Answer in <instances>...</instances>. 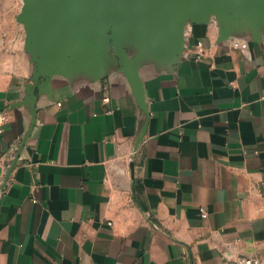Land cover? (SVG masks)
Segmentation results:
<instances>
[{"label": "crops", "instance_id": "1", "mask_svg": "<svg viewBox=\"0 0 264 264\" xmlns=\"http://www.w3.org/2000/svg\"><path fill=\"white\" fill-rule=\"evenodd\" d=\"M19 8L0 0V264L264 261V23L260 42L193 24L175 65L139 70L148 117L115 62L42 80L24 140Z\"/></svg>", "mask_w": 264, "mask_h": 264}, {"label": "water", "instance_id": "2", "mask_svg": "<svg viewBox=\"0 0 264 264\" xmlns=\"http://www.w3.org/2000/svg\"><path fill=\"white\" fill-rule=\"evenodd\" d=\"M16 20L25 31L33 64L24 98L32 116L25 140L35 123L36 91L42 80L83 69L100 76L102 64L115 62L148 117L140 68L148 62L175 65L193 24L214 22L219 40L248 30L251 39L260 42L264 0H21Z\"/></svg>", "mask_w": 264, "mask_h": 264}, {"label": "built area", "instance_id": "3", "mask_svg": "<svg viewBox=\"0 0 264 264\" xmlns=\"http://www.w3.org/2000/svg\"><path fill=\"white\" fill-rule=\"evenodd\" d=\"M232 46L235 48L244 49L247 46V42L233 40ZM203 53H204V47L202 43H198L197 56H200ZM108 100H109L108 96H105L103 98L104 102H107ZM6 120H7L6 114H4L3 112H0V133H2L4 130V125L6 123ZM200 211H201V216L206 217L205 210L202 208ZM224 257H226L227 259L229 258V256H224ZM236 264H264V261L259 256H256V255H240L236 258Z\"/></svg>", "mask_w": 264, "mask_h": 264}, {"label": "rangeland", "instance_id": "4", "mask_svg": "<svg viewBox=\"0 0 264 264\" xmlns=\"http://www.w3.org/2000/svg\"><path fill=\"white\" fill-rule=\"evenodd\" d=\"M20 6H21V0H20ZM19 10H20V8H19ZM19 12V11H18ZM18 14V13H17ZM17 21V20H16ZM18 23V22H17ZM18 24H20V23H18Z\"/></svg>", "mask_w": 264, "mask_h": 264}]
</instances>
